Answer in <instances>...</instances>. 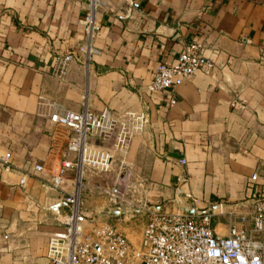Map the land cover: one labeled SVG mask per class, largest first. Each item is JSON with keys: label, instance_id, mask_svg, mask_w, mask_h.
Masks as SVG:
<instances>
[{"label": "crops", "instance_id": "obj_1", "mask_svg": "<svg viewBox=\"0 0 264 264\" xmlns=\"http://www.w3.org/2000/svg\"><path fill=\"white\" fill-rule=\"evenodd\" d=\"M102 2L96 52L58 75L56 57L84 41L80 21L89 0H0V156L10 151L19 167L32 161L45 168L20 185L21 173L0 164V264H48V238L57 229L52 207L67 212L63 193L43 183L60 159L76 155L65 152L68 130L39 114L40 97L73 110L146 111L148 123L123 148L115 134L92 140L112 154L117 172L125 166L144 180L140 199L149 208L174 210L180 190L198 199L202 212L223 203L237 218L264 194V0ZM193 42L203 44L214 68L168 93H148L157 65L174 62ZM114 171L84 170L82 211L128 239L119 224L145 214L112 204L96 188L112 183ZM75 174L67 172L65 191L73 190ZM217 211L212 227L226 235L227 215Z\"/></svg>", "mask_w": 264, "mask_h": 264}, {"label": "built area", "instance_id": "obj_2", "mask_svg": "<svg viewBox=\"0 0 264 264\" xmlns=\"http://www.w3.org/2000/svg\"><path fill=\"white\" fill-rule=\"evenodd\" d=\"M102 4V0H89L80 21L84 41L56 57L53 68L58 75H63L73 60L81 58L88 63L96 52L93 41L100 31L96 13ZM202 51L201 42L188 43L174 62L159 63L147 92L168 93L197 71L210 72L214 62ZM38 105L39 114L51 124L68 130L65 152L76 155L75 160L60 159L55 171L43 183L46 188L63 193L62 202L67 207L65 213L57 206L52 207L57 229L48 238V264H264V194L253 199L247 215L237 218L233 210L224 211L223 203L202 212L196 207L198 199L180 190L177 191L179 205L172 211H159L147 207L140 199L139 192L145 190L144 180L132 176L124 166L112 183L98 184L96 188L107 195L112 204L133 207L146 215L139 244H131L115 224L100 220L96 215H85L82 211L84 170L99 175L113 169L112 154L98 148L100 146L92 139L103 142L115 134L116 145L123 148L132 134L144 129L148 123L147 113L144 110L117 112L109 108L96 112L86 105L73 110L45 97H40ZM179 162L185 164L186 161L182 158ZM0 164L5 171L21 173L20 185L25 183L27 176L45 171L42 164L32 161L19 167L13 162L10 151L0 156ZM70 169L76 173L75 185L67 192L64 184ZM257 178V173L251 176L252 181ZM182 195V199L190 202L182 201ZM216 211L227 215L226 235L218 234L212 227Z\"/></svg>", "mask_w": 264, "mask_h": 264}, {"label": "rangeland", "instance_id": "obj_3", "mask_svg": "<svg viewBox=\"0 0 264 264\" xmlns=\"http://www.w3.org/2000/svg\"><path fill=\"white\" fill-rule=\"evenodd\" d=\"M96 142H98V140ZM118 168H119L118 166L114 165L113 166V169H115V171L113 173L116 174ZM106 176H108V175H106ZM94 215L98 216L97 214H94ZM145 216H136V217H134L132 219V221L127 222L126 224H124V223L119 224L122 228H128V230H127L128 231V234H130V236H132V238H129L128 237V239L130 240V243L133 244V245H135V246H137L139 244V240L141 238L140 237V234H141L142 227H143V224L145 223V219H146Z\"/></svg>", "mask_w": 264, "mask_h": 264}]
</instances>
